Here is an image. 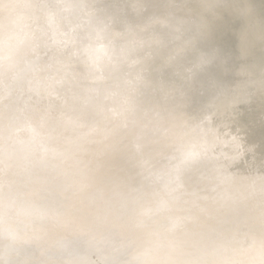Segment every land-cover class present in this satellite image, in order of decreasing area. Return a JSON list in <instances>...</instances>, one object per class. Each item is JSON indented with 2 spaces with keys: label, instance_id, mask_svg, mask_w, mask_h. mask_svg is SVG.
Returning <instances> with one entry per match:
<instances>
[{
  "label": "clouds",
  "instance_id": "1",
  "mask_svg": "<svg viewBox=\"0 0 264 264\" xmlns=\"http://www.w3.org/2000/svg\"><path fill=\"white\" fill-rule=\"evenodd\" d=\"M0 264H264V0H0Z\"/></svg>",
  "mask_w": 264,
  "mask_h": 264
},
{
  "label": "bare ground",
  "instance_id": "2",
  "mask_svg": "<svg viewBox=\"0 0 264 264\" xmlns=\"http://www.w3.org/2000/svg\"><path fill=\"white\" fill-rule=\"evenodd\" d=\"M257 164H259V161H257Z\"/></svg>",
  "mask_w": 264,
  "mask_h": 264
}]
</instances>
